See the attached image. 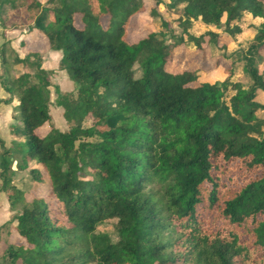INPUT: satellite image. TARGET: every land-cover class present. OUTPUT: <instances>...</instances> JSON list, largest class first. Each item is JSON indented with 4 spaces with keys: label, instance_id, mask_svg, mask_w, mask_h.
Returning a JSON list of instances; mask_svg holds the SVG:
<instances>
[{
    "label": "trees",
    "instance_id": "obj_1",
    "mask_svg": "<svg viewBox=\"0 0 264 264\" xmlns=\"http://www.w3.org/2000/svg\"><path fill=\"white\" fill-rule=\"evenodd\" d=\"M170 1L182 7L194 70L179 63L182 37L170 45L148 31L128 40L143 0H0L1 26L28 20L25 33L61 52L58 69L74 85L55 89L68 126L60 132L49 111L53 71L31 47L15 61L34 73L2 82L18 103V153L36 164L17 186L0 140V193L16 211L0 228L14 224L11 264H264V72L255 66L264 58V1ZM244 15L262 20L242 58L250 84L230 81L228 60L223 81H202L211 47L240 34ZM194 20L224 36L187 34ZM224 58L210 60L217 68ZM107 221L111 235L97 230Z\"/></svg>",
    "mask_w": 264,
    "mask_h": 264
},
{
    "label": "rangeland",
    "instance_id": "obj_2",
    "mask_svg": "<svg viewBox=\"0 0 264 264\" xmlns=\"http://www.w3.org/2000/svg\"><path fill=\"white\" fill-rule=\"evenodd\" d=\"M264 1V0H263ZM144 7L146 10L134 17L131 18L128 29H127V36L128 40L130 42H137L138 40L142 39L148 31L152 32H162L166 35V43L167 44H173L175 41L172 38V36L176 37H182L185 42V49H182L181 51H178L179 55V63L183 68H188V70H194L196 68V65L188 66L189 58L186 54V52L194 50V46L187 42V38L184 31V26L182 23L178 21V18L182 15V7L178 8H171L170 0H143ZM151 9L156 10L158 13V17H151L150 12ZM24 24L20 27H17L16 29L20 31H26L28 26L30 25V22L23 17ZM165 22L167 24V27H164L162 24ZM262 22L260 19H253L249 15H244L241 23H239V26L241 28V33L238 35H235L233 38H227L226 36L221 38L220 43L221 46L225 48H217L211 47V54L209 55V58L204 62L205 69L209 71L208 76L202 77V81H209V82H221L223 81L227 73L223 69L224 66L228 67L227 64L231 63L232 68V77L230 79L233 83H241L244 86H247L250 84V79L247 73L244 70L245 62L242 60L243 56L245 55V52L247 51L249 45L253 42L254 36L256 34V27ZM11 25L8 24L5 29L6 31H13L14 28L10 27ZM212 31L216 34L223 35V27L217 28L214 26H205L202 24L200 20H194L191 22L190 26L187 28V34L198 38L202 34L206 33L207 31ZM224 36V35H223ZM181 47H177L176 50H179ZM42 54H39L41 57V68L44 71H53L52 75L50 76V83L51 87L49 88L50 91V116H51V123L52 127L56 128L60 132H65L68 130V126L62 116V109L56 108L55 101L57 98L55 89L57 88L61 93L66 94L74 91V85L72 82L69 81L67 78V75L64 71L59 70V65L55 64V59H52L47 54L49 52L46 45L44 47H41ZM9 59H10V65H14V59H15V53L10 52L9 49ZM47 56V57H46ZM211 56V57H210ZM220 56H225L222 61H220V65L215 68L212 60L210 59H217ZM44 63L42 58H44ZM228 60V62L226 61ZM211 61V62H210ZM227 62V63H226ZM17 63V62H15ZM44 65V67H43ZM255 66L258 67L260 72H264V58L259 60L257 59L255 61ZM21 72H28L31 75L34 73L31 69H24L22 68ZM12 74V73H11ZM17 76L16 72H13L10 77ZM9 77V78H10ZM229 95H232L233 92L229 91ZM75 93H73V96ZM264 96V94H263ZM262 119H264V111H260L257 113ZM84 127H89L91 125L90 120H86L82 123ZM22 128V127H21ZM44 129H39L37 133L40 136L44 135ZM0 139L6 140L4 141L5 148L11 149V154L13 156V163H12V181L17 186H20L19 182H22V180H25L27 176L29 175V170L34 168L36 166L35 162L26 158V160L23 162V154L18 153L20 151V145L21 139L20 135L16 137V139L11 142L9 141V136L5 135L2 137L0 136ZM1 151V147H0ZM239 164H234L230 167L229 172L231 175H233L238 168ZM20 167H23L24 170H20ZM254 174L251 173L248 175V178H253ZM244 181V180H241ZM19 210V208H17ZM6 212V215H5ZM16 211H11L9 209V204L7 200V194H1L0 195V221L2 218H4L6 221H10L13 214ZM14 224H10L6 227H3L0 230V264H11L9 258L7 257V253L9 250V247L13 245V243H17V235L14 231ZM97 230L99 232H104L107 234H112V225L111 221H107L101 225L98 226Z\"/></svg>",
    "mask_w": 264,
    "mask_h": 264
},
{
    "label": "crops",
    "instance_id": "obj_3",
    "mask_svg": "<svg viewBox=\"0 0 264 264\" xmlns=\"http://www.w3.org/2000/svg\"><path fill=\"white\" fill-rule=\"evenodd\" d=\"M5 28H3L0 24V101L5 100V102L0 104V136L2 135L3 137L5 135H8L10 139L9 141L13 142L16 137L19 136V130L21 129V125L17 119V115L15 112V108L18 103L15 100H12L11 95L4 90V88L2 87V82L6 79H12L13 76L10 77V75H12L13 72H16V75L22 73V67L17 66L15 60H22L24 58L27 47H31L32 51L37 54H42L41 47H44V44L35 42L33 39V34H27L25 33V31L19 32L17 29H14L13 31H6L7 29ZM9 49L10 52L12 51L16 54L14 65H10L8 54ZM47 55L52 59H55V64H59L61 52L49 51ZM46 57L42 58L43 63ZM2 60H5L8 63L7 69L2 64ZM9 99L10 102H8ZM20 139L21 143H23L24 140L21 138V136ZM0 140L2 142L6 141L2 139ZM1 194L5 193H0V195ZM7 222L8 221H6L4 216V218H2V220L0 221V228Z\"/></svg>",
    "mask_w": 264,
    "mask_h": 264
}]
</instances>
